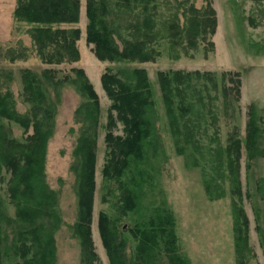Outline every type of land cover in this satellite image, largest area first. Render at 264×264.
Segmentation results:
<instances>
[{"label":"rangeland","instance_id":"rangeland-1","mask_svg":"<svg viewBox=\"0 0 264 264\" xmlns=\"http://www.w3.org/2000/svg\"><path fill=\"white\" fill-rule=\"evenodd\" d=\"M19 1L0 0V95L3 106L29 121L26 128L0 116L4 264H25L15 251L23 242L34 247L30 257L41 258L49 239L54 240L55 255L50 264H112L103 245L102 216L109 222L113 245H124L127 264H182V257L184 264H238L235 218L242 226V264H264V157L250 159L246 146L253 108L260 128L257 145L264 148V0H137L129 9L122 0H98L99 10L101 3L107 7L108 14L102 17L120 51L132 44L130 39H140L147 51L156 52L152 53L156 59L149 62H103L96 57L87 40L88 0H81L78 24L59 26L18 22L14 13ZM193 8L203 24L195 23ZM43 26L79 28L80 60L45 63L42 52L58 53L61 48L41 52L33 34ZM74 69L84 70L99 95L98 114L81 83H76ZM137 69H145L151 83L155 105L151 134L140 150L119 156L120 163H127L120 175L112 166L107 176L105 167L112 158L107 136L112 132L126 139V133L124 123L111 111L101 77L107 71ZM26 72L41 82L53 112H45L43 105L32 110L24 94ZM161 73L170 77L167 91L175 102L171 114ZM230 73L232 79L226 76ZM179 75L184 81L176 85ZM238 78L241 97L236 101ZM51 83L60 84L55 89ZM36 122L47 142L43 157L33 143L38 139H31ZM238 137L243 143L236 183L223 175L228 174L226 150ZM92 152L96 185L90 226L96 258L89 255L75 227L85 159ZM48 202L55 206V215L49 214Z\"/></svg>","mask_w":264,"mask_h":264},{"label":"trees","instance_id":"trees-1","mask_svg":"<svg viewBox=\"0 0 264 264\" xmlns=\"http://www.w3.org/2000/svg\"><path fill=\"white\" fill-rule=\"evenodd\" d=\"M137 0H122V5L127 9L133 7ZM98 0H88L87 1V15L90 21L87 27V40L88 43L94 45V52L96 57L100 61H123V60H135L141 62H149L156 59L152 57V53L146 50L145 44L140 40L130 39L132 44H129L128 48H124L120 51L119 47L116 45L113 33L109 30L108 21L102 17V15H107V7L101 3L102 7L98 9ZM195 14V23H204V20L200 19L198 16V10L193 8ZM81 12V0H20L19 4L15 10L14 18L18 22H26L29 24H45L50 25H76L80 21ZM194 16V14H190ZM212 20H214L215 15L211 14ZM103 18V19H102ZM192 25L194 23H191ZM39 27L34 29L33 38L41 52L43 49H48V47L54 46L56 48H61L58 53H43L41 54L42 59L45 63L50 65H59L63 63L73 64L80 60V53L77 48V42L81 37V30L77 27H72L70 29H63L62 27H57V30L46 29ZM154 43V40H151ZM79 80L76 83H81V89L88 94L91 105L93 106V112L95 114L99 113V95L95 91L93 85L89 81L83 69H74ZM200 75V72H195ZM25 88L24 94L28 102L31 103L34 109H41V105L44 106V111L47 109L53 112L52 104H48L47 97L43 85L38 79L31 77L32 74L29 72L25 73ZM49 72H45V76ZM175 75V74H174ZM178 75V74H177ZM234 74L230 73L226 76H230L231 79ZM238 75V74H236ZM176 76V75H175ZM47 77V76H46ZM191 75H187L185 78H190ZM184 81V77L179 75L176 80V85H180ZM101 82L103 89L105 90L108 98L112 102L111 111L116 112L118 119L122 121L125 125L126 139L123 137H115L112 132L107 136L109 154L112 156L111 160L105 167V174L111 176V167L115 170L117 175L122 173V169L127 165L126 162L120 163L119 156L128 157L132 152L140 150V145L147 139L151 134V125L153 120V112L155 109L153 93L151 89V83L148 78V73L145 69H137L130 71H120L119 73H112L107 71L101 77ZM161 87L164 93V101L168 108L169 113L174 111V100L173 96H170L167 91V86L170 83V77L161 73L160 75ZM236 101L240 100L241 97V81L238 78L236 81ZM52 84V83H51ZM60 83H55L53 87L56 89ZM181 89H177L176 93H180ZM179 96V95H178ZM3 97L0 95V116L7 119L17 121V123L25 124V127H29V121L27 116L25 118H19L15 113L10 112L7 107L3 106ZM183 103V102H182ZM229 99L227 104L229 105ZM109 118H113L111 114ZM113 124L110 126V128ZM35 135L31 138L34 141V146L41 149L42 157L45 154L46 141L44 142V137L41 136L40 128L38 123L34 124ZM260 128L258 127V121L256 113L253 108L250 110V117L247 127V139L246 146L250 152V159H254L257 156L264 157V148L259 150L258 140L260 139ZM40 143L41 145H39ZM242 141L238 137L236 141L230 140V145L227 148L228 157V174L223 175V178H229L231 181L238 183L239 177L241 175V155H242ZM28 156L27 158H29ZM235 157V164L233 161ZM126 159V158H125ZM9 166L10 163L13 164V159L6 156ZM116 161V163H114ZM86 166L84 169V180H82L83 185L80 193V218L79 222L75 225L76 233L82 237L83 245L89 251V255L96 258L94 252V245L92 241L91 232V217H92V206L93 197L95 193V155L90 153V155L85 159ZM118 164H122V168L118 167ZM14 165V164H13ZM264 182V181H263ZM50 194V193H49ZM15 197V193H14ZM46 200H50V195L45 196ZM129 207H133L134 203L131 198H128ZM49 214L53 213L55 215V206L48 202ZM43 203L38 202V206ZM238 206L236 205V208ZM108 220L105 216L101 217L100 229L103 239V245L107 249L110 259H112V264H127L124 252V245L120 243L117 246L113 245L112 239L109 235ZM248 224V223H247ZM234 241H235V251L237 256L238 264H242L241 258V242L240 238L242 235V226L238 222L237 218L234 221ZM54 240L49 239L45 245L46 251L41 258L38 259L37 255L30 257L34 247L32 245L21 243L15 248L17 255L20 257V261H25V264H50L52 259H55L54 255ZM262 244L264 246V236L262 237ZM53 252L50 254V252ZM87 255V252H86ZM85 255V257H86ZM5 257V255H3ZM3 256L0 255V264H4ZM85 261V260H84ZM185 259L182 257V264H184ZM20 263V262H17Z\"/></svg>","mask_w":264,"mask_h":264}]
</instances>
